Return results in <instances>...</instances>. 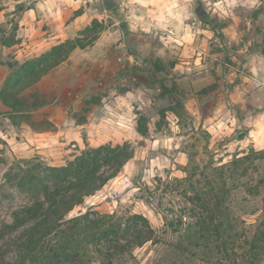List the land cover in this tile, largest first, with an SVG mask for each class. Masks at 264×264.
Here are the masks:
<instances>
[{"label":"rangeland","instance_id":"374dc122","mask_svg":"<svg viewBox=\"0 0 264 264\" xmlns=\"http://www.w3.org/2000/svg\"><path fill=\"white\" fill-rule=\"evenodd\" d=\"M204 3L210 13L201 22L197 0H119L110 11L103 0H0L4 255L15 257L12 237L36 198L10 175L37 163L63 166L110 142L132 157L71 215L139 213L156 229L155 240L114 264H264V248L250 247L264 221V153L245 162L248 174L226 176L235 225L228 255L204 242L190 199L205 175L264 151V0ZM78 39L87 45L25 86L29 60Z\"/></svg>","mask_w":264,"mask_h":264},{"label":"trees","instance_id":"16d2710c","mask_svg":"<svg viewBox=\"0 0 264 264\" xmlns=\"http://www.w3.org/2000/svg\"><path fill=\"white\" fill-rule=\"evenodd\" d=\"M93 26V31L98 32L97 22ZM9 43L5 41L2 45ZM86 45L81 39L66 41L29 60L27 64L33 78L25 79V86L39 81L42 75L65 61L75 48ZM263 153V150L256 151L224 163L212 177L204 174L207 185L191 191L194 195L190 199L201 210L198 220L201 237L204 242H218L217 247L224 254L228 255L231 242H234L231 240H235L230 233L235 225L226 204L232 189L228 187L226 176L237 178L236 175L248 174L245 162ZM131 157L128 146H114L109 142L81 150L66 165L37 163L34 167H20L17 173L10 175V180L21 189L32 191L36 198L35 204L26 210L30 221L12 237L15 257L11 259L0 251V264H92L94 260L114 264L117 257L155 240L156 229L143 214L96 216L87 211L71 215L86 197L114 178ZM106 167L112 170L109 174ZM237 187L239 185L233 184V188ZM249 189L253 195L260 193V185H252ZM260 225L250 242L254 252L264 248V221Z\"/></svg>","mask_w":264,"mask_h":264},{"label":"water","instance_id":"95a60500","mask_svg":"<svg viewBox=\"0 0 264 264\" xmlns=\"http://www.w3.org/2000/svg\"><path fill=\"white\" fill-rule=\"evenodd\" d=\"M105 9L110 11L119 5V0H103ZM195 12L201 22H204L208 17L210 11L206 7L204 0H197Z\"/></svg>","mask_w":264,"mask_h":264},{"label":"crops","instance_id":"0c3cea01","mask_svg":"<svg viewBox=\"0 0 264 264\" xmlns=\"http://www.w3.org/2000/svg\"><path fill=\"white\" fill-rule=\"evenodd\" d=\"M254 125H256V124H254ZM254 129H258V128H255V127H254ZM254 129H253L252 131H256V130H254Z\"/></svg>","mask_w":264,"mask_h":264}]
</instances>
